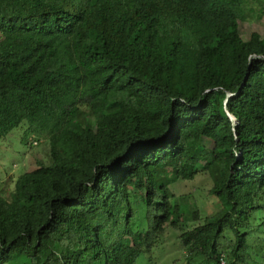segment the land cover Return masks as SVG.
I'll return each instance as SVG.
<instances>
[{
    "label": "trees",
    "instance_id": "trees-1",
    "mask_svg": "<svg viewBox=\"0 0 264 264\" xmlns=\"http://www.w3.org/2000/svg\"><path fill=\"white\" fill-rule=\"evenodd\" d=\"M254 21L264 0H0V140L48 144L0 189V264L242 262L264 236Z\"/></svg>",
    "mask_w": 264,
    "mask_h": 264
},
{
    "label": "rangeland",
    "instance_id": "rangeland-1",
    "mask_svg": "<svg viewBox=\"0 0 264 264\" xmlns=\"http://www.w3.org/2000/svg\"><path fill=\"white\" fill-rule=\"evenodd\" d=\"M241 29L242 34L247 37H249L253 30H259L264 34V21L244 23ZM86 92L97 93L94 89H89ZM25 128L26 125L22 124L0 140V189L2 188V193L10 189L12 182H14L17 176L33 168L36 165L35 160L37 158L44 160L47 158L46 152L40 151L46 147L48 148V144L44 142L39 145L40 142L37 143V141H32L33 136L25 134ZM28 143H30L32 147ZM201 178V176H198L193 181L186 182L181 190L183 192H188L195 186H199ZM2 180L5 182L3 181V183H1ZM210 185L211 184H206L207 190L204 193L208 192ZM197 196L199 198V203L208 212H215L217 210V207L213 204L212 198L209 200L204 198L203 200L199 193H197ZM254 234L255 236H250L248 238L246 247L243 249L242 253L244 255V260L242 262L235 261L229 264H264L263 254L260 252V249L264 251V236H261V239H259L256 237L259 236L256 231ZM178 257H180L179 250L174 246L171 247L169 243L153 250L151 253L141 255L136 264H184L182 260L180 262L177 261ZM208 264L216 263L211 261Z\"/></svg>",
    "mask_w": 264,
    "mask_h": 264
}]
</instances>
